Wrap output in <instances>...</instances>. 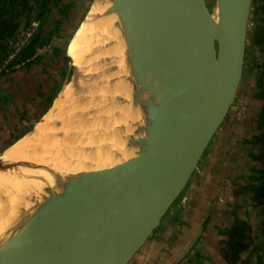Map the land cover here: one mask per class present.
Returning a JSON list of instances; mask_svg holds the SVG:
<instances>
[{
  "label": "water",
  "instance_id": "obj_1",
  "mask_svg": "<svg viewBox=\"0 0 264 264\" xmlns=\"http://www.w3.org/2000/svg\"><path fill=\"white\" fill-rule=\"evenodd\" d=\"M209 1L91 0L116 17L125 70L113 79L140 116L134 154L97 172L91 189L83 173L80 184L55 181L29 196L40 197L0 230V264H132L172 211L188 226L179 211L240 92L254 3Z\"/></svg>",
  "mask_w": 264,
  "mask_h": 264
},
{
  "label": "bare ground",
  "instance_id": "obj_2",
  "mask_svg": "<svg viewBox=\"0 0 264 264\" xmlns=\"http://www.w3.org/2000/svg\"><path fill=\"white\" fill-rule=\"evenodd\" d=\"M107 8V3H93L70 40L66 53L74 75L55 98L52 109L31 133L0 153V166L10 167L0 171V230L21 209L39 199H30L33 193L43 197L46 186L55 181L80 184L83 173L85 187L91 189L97 182V172L134 154L127 144L140 116L131 109L127 84L113 79L124 74V48L114 26L115 15L104 16ZM107 67L117 72L107 73ZM104 89L107 94L102 93ZM121 97L127 100L121 102ZM76 101L82 103L77 106ZM92 109L95 114H90ZM134 118L137 124L132 123ZM18 189L24 201L4 204Z\"/></svg>",
  "mask_w": 264,
  "mask_h": 264
},
{
  "label": "rangeland",
  "instance_id": "obj_3",
  "mask_svg": "<svg viewBox=\"0 0 264 264\" xmlns=\"http://www.w3.org/2000/svg\"><path fill=\"white\" fill-rule=\"evenodd\" d=\"M69 1L70 0H68V2ZM213 1L214 0H210L209 2H212L213 5ZM90 4L91 0H76V7L74 11L70 14V17L67 20L63 21L60 27L63 29L59 33L60 36L54 37L51 41H56L55 46L57 45L58 48L50 43L52 44L53 48L59 50L60 57L61 59L63 58V64L66 67V73L65 76L61 78L59 74V72L61 71L60 64L58 65V67L54 66V70L49 73V76L51 78L48 83L54 84V88H52L53 86H49L50 88L47 89L49 93L47 95H44V97L38 96L37 103L30 102L32 100V97L30 95L19 96L17 99L19 100L18 102L15 99V96H17V94H13L11 92V94L8 93L7 95L6 90H0V152L11 146L18 138L31 133V131H33L35 127V124L43 118V115L47 111H50L49 108L52 109L54 99L59 95L60 91L64 89V86L68 82L71 81L74 75V67L71 65L70 57H67L68 60H65V52L75 31L81 25L84 17L91 8L92 5L90 6ZM54 20H60V15H53L52 19L48 22V25L46 27L47 30H53L55 28V23L53 24ZM48 47L49 46H46L43 49ZM51 62L53 63L54 61L51 60ZM53 64L48 63V65L44 66H47L46 68L51 70L53 69ZM15 69H19L18 66H16L14 70ZM37 72L39 71L37 70ZM41 73L44 76V73L42 71ZM41 73L39 75H41ZM13 81L14 79L9 73H6L5 76H0V88H3V83H12ZM5 87H7V85H5ZM45 89L41 90V93L45 91ZM249 91L250 81L247 75L242 82L240 92L231 110L230 117L221 132L224 142L217 149L220 150L221 153H225L228 150L229 154H227L225 159H223V164L221 163L222 160H216L215 173L217 174L218 172H221L219 176L220 181L217 180V178L214 179V177H216V174H214L213 177L211 173H208V182L206 184L209 185L199 186V191L197 192V197L202 192L204 193L203 189L207 191L208 195H211L218 183L223 184H221V190L218 191L215 196L214 202H216V204L212 212H208V209H206L207 206L211 205V201L213 199L210 198L211 196H209V198L202 201V203L206 206L203 214L200 216L201 218H199L198 220L197 229L189 233L187 230L188 227L186 225L180 224V220L176 222V220H178L177 212H175V210L172 211L164 224L161 226L160 231L157 233V235H155L154 240L152 241L153 243L148 245L143 253H141L132 264H159V262L161 261L164 262L163 258L168 255L166 250L167 245L171 246V244H173L174 242L178 243L184 241L182 240L183 237L188 242H183V247L177 255H168L169 262L167 264L176 262L178 257L184 254V250L187 248L188 244L192 245L195 242V244H197V247L204 252L207 264H222L224 260L222 259L220 253V240L222 238L220 235V231L226 228L230 221H232L233 216L230 213V208L237 199L238 201H240L239 205L241 206V217L248 218L251 223V235L257 241L260 240L262 236L261 230L264 227V221L257 217L256 211H252L251 206L244 199L248 197L246 196V194L242 196L240 188L237 187L238 183L246 184V181L248 180L245 178L248 177L250 171L249 169L253 170L257 168L256 164L254 163H250L249 167L247 163L248 161L246 160V150H249L250 147L243 143V139L246 136H250L252 133L257 132V126L255 124L256 120L258 119V112H261V107H259V105H257V102L252 99V95L249 93ZM102 93L107 94V91L104 89ZM49 98L52 99V101H49ZM81 103V101H76L75 105L78 106ZM98 103H100V100ZM36 109L37 112H35ZM31 112L34 114L32 115V117ZM90 114H95L94 109L91 110ZM79 128L80 127L78 126L77 129ZM229 143H232V145L229 146ZM226 165L227 168H225ZM236 175H240L241 177H236ZM33 180L34 177L32 181ZM190 190L191 187L184 196L183 202H186V205L188 204L190 199ZM208 195L204 193L202 199ZM23 197L24 194L18 189L16 193H14V195L12 194L8 200L5 199L4 204L23 202ZM220 200H222V202ZM196 208L197 206L194 205L193 209ZM201 227L202 229L200 230ZM160 251L161 256H158ZM248 254L249 252L245 256H247ZM188 259L189 256H187V259L181 261L180 264H188ZM179 260L180 258L178 259V261Z\"/></svg>",
  "mask_w": 264,
  "mask_h": 264
},
{
  "label": "trees",
  "instance_id": "obj_4",
  "mask_svg": "<svg viewBox=\"0 0 264 264\" xmlns=\"http://www.w3.org/2000/svg\"><path fill=\"white\" fill-rule=\"evenodd\" d=\"M67 2L68 0H0V76L9 73L15 79L16 66L29 67L40 59L45 63L43 65L51 63L45 54L39 55L38 52L46 46L52 44L55 46L56 41H51L54 37L60 36L63 21L70 17L76 7V0ZM54 14H59L60 20H54L55 28L47 30L48 22ZM32 20H38L40 28L23 47L20 59L10 65L7 62L13 51V44L18 41L20 32L26 29ZM251 23L243 80L248 75L249 93L261 107V112H258L255 124L257 132L246 136L243 143L250 147L247 159L250 163L256 164L257 168L249 169L248 177L245 178L248 181L246 184L238 183L237 187L240 188L242 196L246 194L248 197L243 198L249 203L252 211H256L257 217L264 221V0H254ZM55 56L56 60L60 59L64 63L63 58L56 53ZM60 69L62 71L59 74L63 78L66 67L63 68L60 64ZM52 99L49 98V101ZM239 202L237 199L231 205L232 221L226 228L222 230L220 228L222 237L220 253L224 260L222 264H264V227L261 230L262 236L257 241L251 235L249 219L241 217ZM179 205L181 206V203H178L175 209H178ZM195 243L190 245V250L184 257L189 256L188 264H207L204 252ZM248 252L249 254L245 256Z\"/></svg>",
  "mask_w": 264,
  "mask_h": 264
},
{
  "label": "crops",
  "instance_id": "obj_5",
  "mask_svg": "<svg viewBox=\"0 0 264 264\" xmlns=\"http://www.w3.org/2000/svg\"><path fill=\"white\" fill-rule=\"evenodd\" d=\"M55 47H57V45ZM51 51H52V53H51ZM55 53L58 56H60L59 50H57L56 48H53V46H49L48 48L39 50V52H38L39 55L45 54V56H47V59L49 62H51V60L56 62V64H53V69H51V70L47 69L46 68L47 66L43 65L45 63L42 61V59H40V60L38 59L39 61L32 63V65H30L29 67H23V66L19 65V67H18L19 69H16L15 79L13 81L14 83L13 82L12 83H9V82L3 83L4 86H3V88H0V90H6L7 95H8V93L11 94V92L13 94L14 93L17 94V96H15L16 97L15 99L18 102H19V100H17V99L19 96L30 95L32 97V100L30 102L37 103L38 96L44 97V95H47L49 93L47 90L48 88H50L49 86L54 85V84H48L49 80L51 78L49 76V73L52 70H54V68H55L54 66L58 67V65L61 64L62 67L65 68L63 62L60 59L59 60L55 59L56 58ZM65 56L69 57L66 52H65ZM37 70L39 72H37ZM41 71L44 73L45 77L43 76ZM40 73H41V75H39ZM56 80H57V78H56ZM5 85H7V87H5ZM45 87H46V89H45ZM52 88H54V86ZM43 89H45V91H43L41 93V90H43ZM36 108H38V107H36ZM35 112H37V109ZM32 115H34V114L31 112V117H32ZM223 128H222V130H223ZM222 130H221V132H222ZM221 132L216 137V139H215V141H214V143L210 149L208 156L206 157L201 168L198 170V172L195 176V180H194L193 184L191 185L190 199H189L188 204L186 206H184V204H183L184 208H181L182 211H179L180 214L182 213L181 215L179 214L180 216H182L181 217L182 219H184V220L186 218L189 219L188 220L189 222L187 221L188 222L187 230L189 233L191 231L197 229L198 220H199V218H201L200 216L204 212L206 205H204L202 203V201L204 199L209 198V196H211L210 198H213L212 200H214L217 192L221 190L220 186L222 183L220 182L221 184H219V183L217 184V186L215 187V190L213 191V193L211 195H208L207 191L205 189H203L204 193L208 196H206L205 198L202 199V197L204 196V193L202 192L197 197V192L199 191V186H208L209 185V184H206L208 182L207 181L208 173H211L213 175V177H214V174H216L215 173L216 172V169H215L216 168L215 167L216 160H222L221 163L223 164V159H225L226 155L229 154L228 150L226 151L227 153L226 152L221 153L220 150L217 149L224 142V139L221 135ZM231 145H232V143H229V146H231ZM246 152L248 153V150H246ZM246 160L248 161L247 163L250 167V161L247 159V155H246ZM225 168H227V165ZM220 174H221V172H218L216 174V177H214V179L217 178V180L220 181V178H219ZM237 176H240V175H236V177ZM185 204H186V202H185ZM194 205L197 206L196 209H193ZM208 207H210V206H207L206 209H208ZM182 240H184V241H181L178 243L174 242L173 244H171L172 247L167 245L166 250H167V253L170 254V256L171 255L172 256L177 255L181 251V248L183 247V242H188L187 240H185L184 237L182 238ZM188 246H189V244H188ZM160 250H162V249H160ZM158 256H161V251H160Z\"/></svg>",
  "mask_w": 264,
  "mask_h": 264
},
{
  "label": "built area",
  "instance_id": "obj_6",
  "mask_svg": "<svg viewBox=\"0 0 264 264\" xmlns=\"http://www.w3.org/2000/svg\"><path fill=\"white\" fill-rule=\"evenodd\" d=\"M40 22L38 20H32L29 26L22 30L19 34V39L13 44V51L9 55L8 62L25 46L28 40H30L34 34L39 30ZM7 62V63H8ZM222 202V200H220Z\"/></svg>",
  "mask_w": 264,
  "mask_h": 264
},
{
  "label": "flooded vegetation",
  "instance_id": "obj_7",
  "mask_svg": "<svg viewBox=\"0 0 264 264\" xmlns=\"http://www.w3.org/2000/svg\"><path fill=\"white\" fill-rule=\"evenodd\" d=\"M180 258H181V257H180ZM184 259H187V258H185V257L181 258L179 261H177L176 264H180V262L183 261Z\"/></svg>",
  "mask_w": 264,
  "mask_h": 264
},
{
  "label": "clouds",
  "instance_id": "obj_8",
  "mask_svg": "<svg viewBox=\"0 0 264 264\" xmlns=\"http://www.w3.org/2000/svg\"><path fill=\"white\" fill-rule=\"evenodd\" d=\"M12 60V59H11ZM11 60L8 62V63H10L11 62Z\"/></svg>",
  "mask_w": 264,
  "mask_h": 264
}]
</instances>
